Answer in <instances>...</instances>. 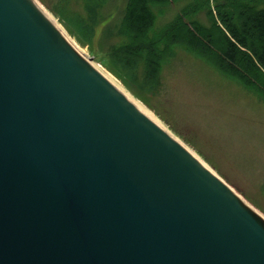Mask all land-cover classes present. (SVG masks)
<instances>
[{"label": "water", "instance_id": "obj_1", "mask_svg": "<svg viewBox=\"0 0 264 264\" xmlns=\"http://www.w3.org/2000/svg\"><path fill=\"white\" fill-rule=\"evenodd\" d=\"M0 0V264H264V217Z\"/></svg>", "mask_w": 264, "mask_h": 264}, {"label": "trees", "instance_id": "obj_2", "mask_svg": "<svg viewBox=\"0 0 264 264\" xmlns=\"http://www.w3.org/2000/svg\"><path fill=\"white\" fill-rule=\"evenodd\" d=\"M62 1L52 13L69 36L158 118L162 72L179 51L264 103V0H73L78 12Z\"/></svg>", "mask_w": 264, "mask_h": 264}, {"label": "rangeland", "instance_id": "obj_3", "mask_svg": "<svg viewBox=\"0 0 264 264\" xmlns=\"http://www.w3.org/2000/svg\"><path fill=\"white\" fill-rule=\"evenodd\" d=\"M34 1L73 42L86 61L112 77L128 93L98 58L69 36L52 13L62 0ZM182 5L171 4L164 8L161 18L168 21ZM69 8L78 12V3L70 0ZM162 76L164 92L154 101L161 119L143 107L264 217V103L193 55L181 51L164 68Z\"/></svg>", "mask_w": 264, "mask_h": 264}, {"label": "bare ground", "instance_id": "obj_4", "mask_svg": "<svg viewBox=\"0 0 264 264\" xmlns=\"http://www.w3.org/2000/svg\"><path fill=\"white\" fill-rule=\"evenodd\" d=\"M43 11V10H42ZM44 12V11H43ZM45 13V12H44ZM46 14V13H45ZM47 15V14H46ZM47 17L53 22V24L58 28V30L63 34V36L69 41V43L75 48V50L83 57V54L77 49L71 40L63 33V31L55 24V22L47 15ZM84 58V57H83ZM85 59V58H84ZM86 60V59H85ZM88 62V61H87ZM104 79H106L114 88H116L123 96H125L133 105H135L142 113H144L151 121H153L160 129H162L168 136H170L175 142H177L182 148H184L190 155H192L197 161H199L205 168L204 165L189 149H187L181 142H179L174 136H172L153 116L146 110L143 105L139 104L126 93L121 86H119L112 77H109L107 74H104L100 69L88 62ZM212 174H214L210 169H208ZM215 175V174H214ZM216 176V175H215ZM222 181V180H221ZM223 182V181H222ZM224 183V182H223ZM225 184V183H224ZM229 187V186H228ZM233 191V190H232ZM234 192V191H233ZM235 193V192H234ZM243 200V199H242ZM249 205V204H248ZM250 206V205H249Z\"/></svg>", "mask_w": 264, "mask_h": 264}]
</instances>
